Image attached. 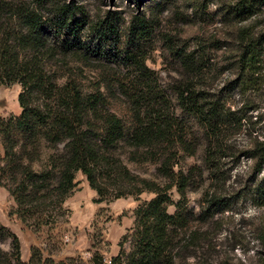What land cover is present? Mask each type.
Segmentation results:
<instances>
[{"label":"trees","instance_id":"obj_1","mask_svg":"<svg viewBox=\"0 0 264 264\" xmlns=\"http://www.w3.org/2000/svg\"><path fill=\"white\" fill-rule=\"evenodd\" d=\"M252 6V0H237L230 11L242 20ZM81 14L72 0H0V82L20 85L21 108L17 116L0 115V185L15 200L20 220L34 230L51 226L67 213L62 204L76 185L77 172L85 175L99 201L152 191L154 197L136 206L131 232L123 235L109 264H176L175 237L188 217L167 208L171 190L184 196L190 180L176 162L181 152L193 154L197 144L187 138L186 123L173 109L201 126L204 160L211 171L233 155L228 140L241 115L225 106L220 90L206 87L210 62L203 46L173 51L183 70L167 90L146 66L145 55L128 50L127 42L121 44L113 18L105 14L87 20ZM136 23L129 28L135 35L147 28L143 19ZM263 42L264 30L240 29L236 48L227 57L233 71L229 87L235 86V76L239 87L256 79ZM71 61L117 62L127 72L120 78L101 75L86 86ZM115 94L129 107L130 127L108 105ZM248 154L255 159V174L260 172L264 139L254 140ZM146 161L157 163L167 182L141 177L128 166ZM220 201L215 193L205 192L203 209ZM7 238L10 247L0 246V264H70L43 256L38 247L23 261L18 237L0 223V242ZM127 238L131 247L126 252L122 242ZM92 262L104 264L102 254L96 252Z\"/></svg>","mask_w":264,"mask_h":264},{"label":"rangeland","instance_id":"obj_2","mask_svg":"<svg viewBox=\"0 0 264 264\" xmlns=\"http://www.w3.org/2000/svg\"><path fill=\"white\" fill-rule=\"evenodd\" d=\"M72 1L81 8L84 15L80 16L87 20L105 14L113 18L121 44L127 42L128 50L143 53L146 66L167 90L168 84L180 78L183 70L173 51L190 50L195 46L206 48L210 62L205 71L206 87L220 90L225 106L241 115V124L235 125V133L228 140L233 155L222 158L218 168L211 171L204 160L205 139L201 126L179 108L173 109L186 123L187 138L197 144L193 154L181 152L176 162L177 168L189 175L190 180L184 196L175 188L171 190L172 203L167 208L170 213L179 212L188 217V224L178 228L175 237L176 264H264V166L255 174V159L248 154L254 140L264 139V42L256 79L239 87L235 76V86L227 85L233 78L227 57L236 48L240 29L264 30V0H252L248 17L242 20L233 17L230 11L237 0ZM138 19H143L147 28L135 35L129 28L136 26ZM69 65L86 86L101 75L120 78L127 72L125 65L117 62L101 65L94 61L83 65L71 61ZM19 91L18 83L0 82L1 116L20 113ZM108 105L124 120L126 127L131 126L132 114L122 95L110 96ZM2 154L0 145V156ZM128 166L141 177L161 185L167 182L157 171L155 162H130ZM74 180L76 185L62 204L67 213L60 214L56 223L39 230L20 220L15 213V200L7 188L0 185V223L18 237L23 261H28L32 247H38L43 256L55 261L93 264L92 256L98 252L104 264H109L110 258L119 251L123 235L131 232L136 206L155 195L143 190L138 196L99 201L85 175L77 172ZM205 192L215 193L222 201L205 211ZM122 244L126 252L130 250L129 238ZM0 246L8 250L10 238L0 242Z\"/></svg>","mask_w":264,"mask_h":264}]
</instances>
